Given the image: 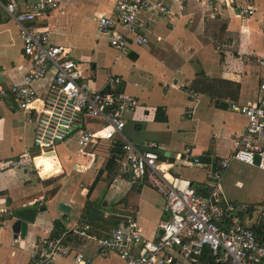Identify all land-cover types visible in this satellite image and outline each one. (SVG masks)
<instances>
[{"label": "crops", "instance_id": "1", "mask_svg": "<svg viewBox=\"0 0 264 264\" xmlns=\"http://www.w3.org/2000/svg\"><path fill=\"white\" fill-rule=\"evenodd\" d=\"M16 1L26 5L40 0ZM118 1L58 0L59 7L47 12L37 24L49 31L52 44L70 50L92 89H103L111 76L122 78L121 89L140 104L136 111L124 115L125 138L142 150L150 142L157 143L164 173L188 180L198 193L206 195L217 183L218 163L234 154L247 130L246 117L230 106L255 103L261 97L264 0H253L255 12L246 18H239L231 6L213 11L205 5L208 0H186L184 9L178 0H152L164 3L173 15L142 14V20L150 23L144 30L150 46H131L126 53L113 49L108 37L98 31L99 18L112 16ZM73 37L80 40L77 46L65 45ZM106 52L110 56L114 52L112 59L104 60ZM31 66L18 24L1 15L0 85L22 83ZM52 80L51 72L35 83L40 101ZM98 128L90 126L89 130ZM35 129L15 98L0 100V212H4L6 223L0 229V264H30L34 246L54 238L56 222L65 228L61 236L71 254L55 258L51 264H75L79 251L92 264H123L117 255L101 257L97 253L98 241L115 228L113 223L120 226L133 219L147 239L159 237L160 226L167 220L165 196L147 181L132 186L121 180L117 173L121 155L115 160V174L106 171L114 145L122 144V140L81 151L73 138L57 146L55 155L42 157L32 154L36 149ZM70 142H75L77 155L86 159L72 170L84 176L68 182V175L54 188L44 174L52 165L59 170L58 175L64 174L57 152ZM23 156L28 160L16 165ZM196 159L200 163H195ZM56 160L58 164H53ZM246 204L252 209L264 207ZM63 205L70 211L62 210ZM18 221L21 228L14 231ZM86 226L88 237H82L80 232ZM17 235L22 240L15 243Z\"/></svg>", "mask_w": 264, "mask_h": 264}, {"label": "built area", "instance_id": "2", "mask_svg": "<svg viewBox=\"0 0 264 264\" xmlns=\"http://www.w3.org/2000/svg\"><path fill=\"white\" fill-rule=\"evenodd\" d=\"M184 9L186 0H178ZM205 5L217 11L231 6L239 18L252 16L253 0H208ZM59 7L58 0H40L21 5L16 0H0V16L7 15L20 29L23 51L31 60V69L23 82L0 85V100L13 97L27 121L35 124L34 143L39 155H55L57 146L73 138L81 151L102 142L122 140L118 162V177L132 186L146 181L165 196L167 220L160 226L157 239H147L136 220L112 228L107 237L98 241L101 257L117 255L123 264H264V237L254 230L264 229V207L252 209L244 203L224 196L222 175L233 162L264 171V59L259 61L260 99L251 104H232L230 109L247 119V130L239 139L234 154L220 161L216 168L217 183L206 195H199L193 185L180 177H168L161 165L159 146L150 142L142 150L125 138L124 115L136 111L139 100L122 90L123 80L111 76L105 87L94 90L84 68L71 56L69 49L51 43L49 31L38 26V20ZM172 16L171 8L152 0H119L112 16H101L98 31L108 37L109 45L118 52H128L131 46L149 47L144 33L149 22L144 13ZM122 28V29H118ZM53 73L45 98L40 101L35 83ZM93 121V122H91ZM91 122V123H90ZM90 126H99L90 131ZM29 157L23 156L16 165ZM37 158V157H36ZM35 158V159H36ZM259 158V164H256ZM195 163H200L198 159ZM0 212V229L6 225ZM89 227L80 235L88 237ZM22 240L17 235L15 243ZM206 249L211 261L201 258ZM71 254L63 236L44 239L34 246L30 264H51L55 258ZM75 264H92L84 252H76Z\"/></svg>", "mask_w": 264, "mask_h": 264}, {"label": "rangeland", "instance_id": "3", "mask_svg": "<svg viewBox=\"0 0 264 264\" xmlns=\"http://www.w3.org/2000/svg\"><path fill=\"white\" fill-rule=\"evenodd\" d=\"M91 27L93 32V26ZM79 41L77 37H73L71 41H65L64 43L75 47ZM106 53L109 55L108 52ZM106 53H103L104 60L112 59L114 52L111 53V56L109 55L111 58ZM67 147L68 149L66 150ZM76 148L75 142H70L65 147H59L58 149L57 159L64 165V174L58 175L59 170L55 169L53 165L46 169L47 173L44 174V179L48 178L45 179L47 180L46 182L53 183L54 188L64 182L68 175L70 176L68 182L83 178L84 175L82 173L72 170L75 165L84 164L86 161L85 158L82 159L77 155ZM37 153H39L37 149H32L33 155ZM53 164H58L57 160ZM42 170L43 167L40 171L42 172ZM52 170H55V172H52ZM97 172L95 173L97 174ZM90 173L87 175H90ZM237 182L241 183L240 187L236 185ZM222 188L224 196L231 201L245 204L255 203V205L264 206V172L256 167H249L243 163L234 162L222 178Z\"/></svg>", "mask_w": 264, "mask_h": 264}, {"label": "trees", "instance_id": "4", "mask_svg": "<svg viewBox=\"0 0 264 264\" xmlns=\"http://www.w3.org/2000/svg\"><path fill=\"white\" fill-rule=\"evenodd\" d=\"M93 122V121H91ZM90 122V123H91ZM122 148L120 143H117L114 145V148L112 149V156L111 159L108 162L106 171H108V173H110L111 175H114V171H115V166H116V159L119 157V155L122 154V151H120V149ZM115 156V157H114ZM198 193V191H197ZM199 195H201L200 193H198ZM114 227L118 226V223H113L112 224ZM256 231V233L260 236V237H264V229L263 227H256L254 229ZM65 232V228L62 225L61 222H56L55 223V233H54V237H60L63 233ZM202 261L208 262L211 261L210 256H209V251L206 249L204 256L201 258ZM212 264L213 261H211Z\"/></svg>", "mask_w": 264, "mask_h": 264}, {"label": "water", "instance_id": "5", "mask_svg": "<svg viewBox=\"0 0 264 264\" xmlns=\"http://www.w3.org/2000/svg\"><path fill=\"white\" fill-rule=\"evenodd\" d=\"M256 164L257 165L259 164V158H256ZM62 210L66 211V212H69L70 211V209L68 207L64 206V205L62 206ZM20 228H21V223L18 221V222L15 223L14 231H19Z\"/></svg>", "mask_w": 264, "mask_h": 264}, {"label": "bare ground", "instance_id": "6", "mask_svg": "<svg viewBox=\"0 0 264 264\" xmlns=\"http://www.w3.org/2000/svg\"><path fill=\"white\" fill-rule=\"evenodd\" d=\"M43 157V156H42Z\"/></svg>", "mask_w": 264, "mask_h": 264}]
</instances>
